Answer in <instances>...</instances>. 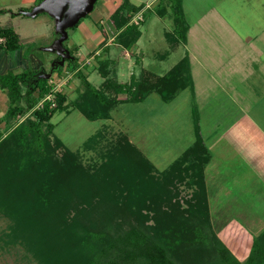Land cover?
<instances>
[{
	"label": "rangeland",
	"instance_id": "374dc122",
	"mask_svg": "<svg viewBox=\"0 0 264 264\" xmlns=\"http://www.w3.org/2000/svg\"><path fill=\"white\" fill-rule=\"evenodd\" d=\"M140 1L143 6L150 0H97L76 27L66 30L62 47L76 58L73 71L68 69L67 60L60 61L46 50L58 37L54 15L63 16L66 3L58 13L38 12L35 17H25L36 4L18 10V18L0 16V28L12 27L19 34L18 44L26 57L25 64L19 65L15 54L0 49V72L16 74L27 69L32 82L46 80L50 93L36 107L50 101L54 108L53 94L64 97L62 109L54 111L47 121L51 126L44 139L47 155L38 145L32 150L22 148L24 156L51 163V185L41 186L40 200L34 202V196L25 195L24 187H11L22 178H3L0 173V264H92L89 244L97 249L106 242L102 237H113L131 226L159 243L175 264H208L215 259L202 248L205 241L197 239L194 216L196 210L201 212L193 203L198 191L197 159L193 154L188 159L186 150L193 149L197 141L205 144L210 138L207 136L217 137L244 109L238 106L243 98L226 91V74L217 73L208 60L227 61V39L225 34L216 36L215 43L210 41L214 48L206 49L208 54L202 44L196 55L200 65L192 61L193 87L178 89L168 103L155 92L141 101H130L129 93H117L111 84L135 81L143 82L146 88L145 80L153 81L148 74L164 75L189 51V41L184 47L170 48L164 38V33L173 34L174 29L168 4L149 2L151 5L141 10L139 21L134 5ZM24 2L5 0L2 7L15 13ZM158 7L168 16L158 18L154 12ZM114 13L119 15L116 23L111 18ZM130 25L140 33L135 44L131 41L134 30L121 32ZM128 40L129 48L121 47ZM101 60L108 61L102 69ZM76 71L94 89L114 100L105 119L88 121L73 109L72 103L82 100L83 92ZM206 71L212 81L203 80ZM256 104L252 115H257V108H264V96L257 97ZM5 109L6 98L0 96V117ZM29 119L27 111L1 120L0 139ZM46 130L42 125L41 132ZM1 153L0 146V162ZM67 153L66 161L71 164L65 166L62 156Z\"/></svg>",
	"mask_w": 264,
	"mask_h": 264
},
{
	"label": "crops",
	"instance_id": "0c3cea01",
	"mask_svg": "<svg viewBox=\"0 0 264 264\" xmlns=\"http://www.w3.org/2000/svg\"><path fill=\"white\" fill-rule=\"evenodd\" d=\"M149 2L158 3L150 0L141 6L144 2L140 1L134 5L140 7L136 15L148 8ZM29 3L28 8L23 7ZM3 4L5 0H0V10L6 13L0 16L18 18L17 11L35 6V0H25L15 13L4 9ZM180 5L186 26L185 41L176 40L168 33H164V38L171 44L170 48L184 47L189 41L190 82L192 61L200 65L196 55H199L202 44L207 53L206 49L214 48L210 41L215 43L216 36L225 34L227 61L216 63L213 58L208 60L217 73L226 74L223 81H226L229 95L233 93L243 98L238 106L244 109L238 111V117L230 120L217 137L207 136L210 138L205 144L197 141V155L201 157L198 180L212 237L236 262L242 264L250 254L260 256L264 253V108H257V115L251 114V108L257 106V97L264 96V0H181ZM159 9L154 11L158 18L168 16L169 13L161 15ZM13 31L19 43V34ZM139 37L140 33L136 41ZM219 48L217 45V51ZM13 54L19 65L24 62L26 57L22 48L12 51ZM4 73L6 71L0 72ZM206 76V79L200 78L212 81L207 71ZM204 85L206 88L207 84ZM0 96L5 99L4 95ZM246 98L249 100L245 102Z\"/></svg>",
	"mask_w": 264,
	"mask_h": 264
},
{
	"label": "trees",
	"instance_id": "16d2710c",
	"mask_svg": "<svg viewBox=\"0 0 264 264\" xmlns=\"http://www.w3.org/2000/svg\"><path fill=\"white\" fill-rule=\"evenodd\" d=\"M40 1L42 0H35V5ZM161 1H165L168 4V8L172 15L174 30L171 36L175 37L176 40L184 42L186 26L184 25L181 13V0H158L157 5H159ZM139 10V6H134V12H138ZM163 10L164 9L160 7L161 15ZM3 13H6V11L0 10V15ZM118 17L119 15H116L115 13L112 14L111 18H113L114 23L118 21ZM77 25L78 22L74 27ZM132 30H134V34L131 41L134 40L135 42L138 37V32L134 26H126L121 32H130ZM0 39V49L5 53L12 52L19 48L18 36L11 28L0 29ZM131 41L128 40V42L122 43L121 47L125 49L127 47L129 48L131 45L129 43ZM68 54L72 58V62L68 64V69L73 71L76 58L71 55L70 51H68ZM107 64L108 61L101 60L99 62L100 69L107 66ZM105 69L106 68H104V70ZM54 70L56 72L59 71V69ZM75 73L76 77L82 83L83 92L81 95L82 100H77L72 103L73 109L78 110L88 121L105 119L108 116L110 107L114 104V100L108 99V97L101 94L99 90L94 89L80 73L77 71ZM30 74V70L27 69L16 74L10 72L0 74V91L6 98V109L4 114L0 117V121L7 118H14L17 114L27 111H30L31 116V120L29 119L25 121V124L17 125L10 131H8V128L6 127L5 131H8L7 136L0 139V146L2 147L0 171H3L0 173L3 174V178H8L9 176L18 179L22 178L20 183H15L11 187L16 189H22L24 187L25 195L34 196L33 201L38 202L40 196L42 197V195L38 194L41 186L46 185L49 187L51 185L52 171L48 169L51 166V163L47 162V159L45 161H39L40 158L36 157V159H38V161H36V159L24 156L26 152H24L22 148H25L24 150H32L38 145L43 148V154L47 155L48 144L44 139L51 131V126L50 124H47V121L54 111L62 109L64 105V97L58 93L53 94L52 100L55 103L54 108L50 107V101H43L41 107H36L37 103L45 95L50 93V88L47 85L46 80L42 78L32 82L30 80ZM102 75H104V73H102ZM148 75L150 78H153V81L145 80L146 88L142 86L143 82L135 81H130V83L126 84L111 85L117 93H129L131 97L128 100L130 101H141L145 98V95H148V93L155 92L164 103L171 101L178 89L181 90L182 88L187 86L190 87L191 85L186 56L180 59L176 65L164 75ZM105 86H107V84H105ZM138 89H140V92ZM42 125H46L47 130L44 133L41 132ZM196 144L197 142L194 143L193 149H188L186 152L189 156L188 159L191 158V154L197 159L195 162V176L197 179H195V181L197 180L196 185L198 191L195 192V197L193 199V203H195L194 208H198L201 211L199 212L196 210L194 216L196 226H198L196 229V234L199 235L197 236V239H199V241H205L201 242L202 248L210 252L209 254L212 255V257H215V259L211 260L208 264H240L228 254L226 249L216 240V238L212 237L208 219L205 215L206 210L202 203V193L200 192L199 174L201 162L198 164V157L200 161L201 157L198 156L200 154L197 155L198 145ZM62 159L64 160V163L67 162L66 159H68V153L65 156L63 155ZM67 164H71L70 161H68L65 166ZM47 170H49V173L47 179H45ZM27 177H29L32 182H30ZM35 191L37 194H34ZM44 197L45 196L43 195V198ZM29 202H31V200H29ZM206 238H208V240ZM102 239H105L106 242L97 249L93 247V243L89 244L91 245L90 262L92 264H175L166 253L165 249L156 241L151 240L145 232L138 227L131 226L124 232L117 233L113 237L105 236L102 237ZM208 241L210 243H208ZM253 245H255V240L253 241ZM255 256L258 255L250 254L242 264H262L264 262V253L257 258Z\"/></svg>",
	"mask_w": 264,
	"mask_h": 264
},
{
	"label": "water",
	"instance_id": "95a60500",
	"mask_svg": "<svg viewBox=\"0 0 264 264\" xmlns=\"http://www.w3.org/2000/svg\"><path fill=\"white\" fill-rule=\"evenodd\" d=\"M96 1L97 0H43L40 4L32 8L29 13H24V15L26 17H35L38 12L58 13L62 4L66 3L67 8L65 9L63 16L54 15L57 18L55 33L58 37L46 50L50 53H54L60 61L70 60L71 57L69 56L68 51L62 47V43L67 37L66 30L74 27L81 18L89 14Z\"/></svg>",
	"mask_w": 264,
	"mask_h": 264
},
{
	"label": "built area",
	"instance_id": "2783aa9c",
	"mask_svg": "<svg viewBox=\"0 0 264 264\" xmlns=\"http://www.w3.org/2000/svg\"><path fill=\"white\" fill-rule=\"evenodd\" d=\"M136 19H138L139 21H141V13H138L136 15ZM136 23V22H135ZM41 106V103L39 104V107Z\"/></svg>",
	"mask_w": 264,
	"mask_h": 264
},
{
	"label": "flooded vegetation",
	"instance_id": "af4514ba",
	"mask_svg": "<svg viewBox=\"0 0 264 264\" xmlns=\"http://www.w3.org/2000/svg\"><path fill=\"white\" fill-rule=\"evenodd\" d=\"M54 55H55V54H54ZM55 56H56V55H55ZM70 57H71V56H70ZM56 58L58 59V57H56ZM71 59H72V58H71ZM71 59H70V60H67V61H65V62L70 63V62H72ZM56 61H57V60H55L54 62L56 63ZM56 65H57V64H56ZM54 66H55V65H54Z\"/></svg>",
	"mask_w": 264,
	"mask_h": 264
}]
</instances>
